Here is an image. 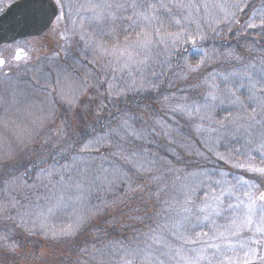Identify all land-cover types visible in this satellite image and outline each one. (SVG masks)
I'll return each mask as SVG.
<instances>
[{"label":"trees","instance_id":"trees-1","mask_svg":"<svg viewBox=\"0 0 264 264\" xmlns=\"http://www.w3.org/2000/svg\"><path fill=\"white\" fill-rule=\"evenodd\" d=\"M85 1L102 15L100 30L107 33L103 44H123L126 35L136 38V32L147 24L137 14L146 11L158 17L151 22L154 43L143 50L146 64L132 71L136 84L129 85V90L117 95L109 93L104 84L98 95L88 87L92 100L85 113L91 116L75 118L76 122L72 117L76 111L80 116L84 112V96L75 94L74 101L56 97L55 107L51 104L54 108L50 106L46 114L50 122L44 139L16 151L13 159L0 161V264H175L172 253L176 248L190 254L196 244L177 239L184 229L175 228L173 219L168 220V208L181 202L182 209L191 210L184 216L197 215L195 208L205 204L206 196L213 190L219 195L221 188L228 187L231 174L225 168L232 170L237 160L234 140L228 148L219 146L227 161L199 147L194 128L200 122L194 112L216 97L215 107L209 106L210 122H203L210 129L234 109L237 98L243 102L242 109L255 107L264 112V0L59 3L63 10L72 7L77 12ZM161 21V35L157 36L155 28ZM59 64L80 87L88 86L87 61L72 53ZM49 73L50 77L41 73V79L35 74L18 81L21 94L36 104L49 93L58 95L55 76ZM220 101L225 105H219ZM260 118L262 127L248 129L256 144L264 142V114ZM196 148L195 153H186ZM261 155L252 157L264 164ZM234 173L264 189L258 174L242 169ZM83 175L90 180L105 179L98 182L96 193L86 192L77 216L69 207L77 198L72 180ZM168 177L180 180V188L179 184L176 188L166 186ZM218 180L222 183L217 184ZM65 184L69 186L61 200L55 190ZM237 198L246 203L235 189V194L221 198L222 208L238 203ZM56 205L62 209V215L57 211L53 215L61 221L58 227L49 222L51 207ZM232 218L227 209L215 227L209 221L187 219L185 228L194 239L203 232L212 236L220 229L225 231L220 226L228 225ZM69 226L72 235H59ZM53 233L58 235L53 237ZM206 239L201 237V241Z\"/></svg>","mask_w":264,"mask_h":264},{"label":"rangeland","instance_id":"rangeland-1","mask_svg":"<svg viewBox=\"0 0 264 264\" xmlns=\"http://www.w3.org/2000/svg\"><path fill=\"white\" fill-rule=\"evenodd\" d=\"M5 1L11 2L12 0ZM105 1L111 2V0ZM55 2L57 4V0H55ZM67 2H69V0H67ZM0 3H3V0H0ZM89 5L90 2L85 1L84 4H81V7L83 8H80L76 12L72 7L63 10L61 7L62 5L59 3L57 4L59 8L58 16L55 18L54 24L48 34L36 41H24L14 44V46L10 48H4L3 50L0 49V56H6V63L0 68V89L2 88L0 90V161L11 160L16 151H21L25 146L29 148L34 144L35 140L38 142L44 139L46 129L50 122V117L48 118L46 114L55 107L57 102L56 97H59V100L61 101H66L67 99H74L75 94L84 96L83 100H81V102L85 104L83 107L84 112H81L82 114L80 116L76 111L72 117L74 120L73 122H76L77 119L84 118L85 120V118H90L91 116L90 114L85 113L87 111L86 107H88L92 100V93L88 94L87 91L88 87H90L93 92L96 90L98 95H100L103 91L101 87L105 84L109 93L113 91L117 95H122L129 90L133 84H136V80L132 77V71L141 70V68L145 66L146 62L143 59L144 52L139 51V54L135 55L132 61H127L126 57H121L119 60L116 59V55L118 54H111V50L114 46L112 44L105 45L102 43V37L104 34H107L103 30H100L103 26L102 15L98 13V8L93 9V7ZM85 7H91L90 9L92 10L88 11ZM107 17L106 19H109ZM124 44L125 42L120 44V46L123 47ZM16 46L22 48L27 53V58L18 64L12 62V49ZM72 53L77 54L80 58L87 61V65L84 66L85 70H87L85 71L87 79V83L85 84L88 85L87 87H80L77 81L71 77V74L69 75L65 67L59 64L63 59H70ZM50 71L51 73L49 74L52 77L53 75L55 76L54 82L59 88V96L49 93L43 101L37 100L39 103L36 104V102L29 101V96L25 97L26 95L24 96L21 94L22 90L17 86L19 85L17 84L18 81L22 80L27 75L31 76L35 74L41 79L43 76L41 73L47 74ZM12 87L15 88L11 89ZM73 99L71 101H74ZM216 102L217 101H213V99H209L205 101L201 109L194 112L195 119L200 122L197 123L194 128L196 137L198 136L200 140L201 145H199V147L207 152L213 151L217 154L218 158L223 156L227 161L223 152L220 151L219 146L227 145L228 148L229 145H231L229 143L230 140H234L236 146L234 152L237 158L234 163H242L245 165L252 164L256 167H264V164H260L258 160H255L252 157V154L254 153L258 155L262 154L261 158L264 159V142H257L258 144L253 142L250 137L251 131L248 130L249 128L257 129L258 127H262V120L261 118H258L262 116L264 112L261 109L258 111L255 107H252L250 110L242 109L243 102L237 100L235 101V104L233 103L234 109L230 113L224 114L222 118L219 119V122L215 123L216 127L210 129L205 127V124L210 122V117L208 116L210 114L209 106L215 107ZM219 103V105H225V102L220 101ZM51 104H53L54 107H52ZM227 104L229 103L227 102ZM203 109H205L204 112ZM203 122L206 123L203 124ZM211 122H214V120L212 119ZM244 147H247L248 150L246 151ZM192 151L195 153L197 148L187 149L186 153L188 154ZM197 155H200V151L197 152ZM233 165L234 164L231 166L232 170L225 168V170L231 174L229 185H236L235 189L241 192L247 203L248 199L244 193L249 191V188L243 183H237V178H240L241 181L244 179L236 177L234 172L235 170H240V168L233 167ZM242 171L245 170L242 169ZM104 179L105 177L101 176L90 180L89 176L83 175L82 177L72 180L74 181L73 188L77 191V198L73 200L71 199L72 201L69 202V207L73 213L80 216V204L82 203V200H86L89 192L96 193L98 182L100 180L104 182ZM260 179L264 183V178L260 177ZM166 181V186L168 185L170 188L174 186L176 188L180 180H174L168 177ZM85 183H87V186H84ZM256 185L255 188L251 189L250 194L256 199L257 205L259 206L264 204V202L257 199L259 195L264 192V189L260 188L258 184ZM68 186L69 184L61 185L55 190V193L59 194V199L62 200L65 196L63 195L64 190L65 187ZM178 186L180 188V184ZM86 192L88 193L86 194ZM48 196L49 198H52L51 195ZM210 202L215 206V202ZM180 205L181 202L178 203V206L175 205L174 207L171 206L168 208V220L173 219V225H176L178 222H183L186 227L188 220H199L203 223L207 222L203 219V214L199 211L204 204H198L195 208L197 215H194V213L191 212L188 220H185V212ZM51 209L53 213L49 222H51L50 224L52 226L58 227L61 225V221L59 218L55 219L53 215L55 211L62 215L61 206L56 205L51 207ZM235 211L240 214L237 218V223H239V218H241L245 212L244 205L241 204L240 208ZM228 213L233 216V210L230 212L228 209ZM221 216L222 214L218 217H212L215 221V226L220 223V220H222L220 219ZM258 220L259 209L257 210V216L254 217V224L245 228L239 235L232 236L228 232H225V235L228 236L229 240L235 246L234 251L227 248L223 239L209 241L210 243L221 244L222 255L217 254L213 256L212 253L216 250L210 248L207 250L208 259L201 261V264H209V260H211L212 264H216V261L224 259V256L236 260L237 264H244L245 261H247V264L264 263V232H256L255 230V222ZM220 231L222 230L220 229L216 233L218 234ZM255 241H259V243H256ZM241 243L246 245V247H241ZM200 247L201 244L198 243L195 248L199 249ZM184 252L189 256L195 255L194 252H190V254L187 251ZM172 259L175 264H184L180 257L176 256L175 252L172 253Z\"/></svg>","mask_w":264,"mask_h":264},{"label":"snow or ice","instance_id":"snow-or-ice-1","mask_svg":"<svg viewBox=\"0 0 264 264\" xmlns=\"http://www.w3.org/2000/svg\"><path fill=\"white\" fill-rule=\"evenodd\" d=\"M60 0H57V4H59ZM135 8L136 5H133ZM204 7L207 8V5L205 4ZM139 20L141 21H147V24L144 27H141L139 32H136V38L131 39L130 36H125V44L123 47L117 43L112 50L111 54L116 55V59H120L121 57H126L127 61H132L133 57L135 55L139 54V51H143L146 49H149V47L154 43L153 34L151 29V22L152 20H158V17L152 13L149 14L146 12H140L137 14ZM131 19V17H129ZM134 24L137 23V21L133 22ZM160 26L155 28V34L157 36H160V29L163 27V22H159ZM249 27H256L255 24H250ZM135 31V29H133ZM172 35V34H169ZM178 38V37H177ZM204 37H201L203 39ZM159 42H163V38L161 37V40ZM193 45L195 46V41H192ZM203 61L201 60V63ZM4 63L3 60H0V65ZM193 71H195V67L192 68ZM255 87V85H253ZM213 100L216 99L215 96L212 97ZM238 100V98H237ZM221 159H224L223 156L220 157ZM233 167L244 169L248 171L249 173L258 174L261 178H264V167H256L252 164H242V163H235ZM217 184H221V181H217ZM237 183H243L244 185H247L249 188V191L245 192L244 195L247 197L248 202L245 204L244 201L238 199V203L231 204L229 203L227 205V209L233 210V218L230 220L228 225H221L220 227L225 228V231H230V235L237 236L240 234L241 231H243L245 228H248L254 224V217L257 216V210L259 209V220L255 222V230L256 232H264V204L257 205L256 199H254L250 192L252 188H255L257 185L254 183H249L247 180L241 181L240 178H237ZM235 188L236 185H228V187L221 188L219 195H215L213 190V194L211 196H206L205 198V204L203 207L199 209L200 213L203 214V219L205 221H209L214 227H215V221L212 220L213 216H220L222 212L226 211L227 209H223L221 206L223 205L224 201L221 199L226 194L233 195L235 194ZM259 201L264 202V192H262L259 197L257 198ZM215 202V206H213V203L209 202ZM244 204L245 212L241 218H239V223H237V218L239 217V213H237L235 210L240 208V205ZM185 213H190V209L185 207L183 209ZM188 217H185V220H187ZM80 225H77L76 227H79ZM177 229H184V232H182L177 239L182 240L185 244H201V247L199 249L193 248L190 249L191 252H194V256H189L186 252L183 251L182 248H176L175 254L176 256H179L180 259L184 262V264H201V261L208 259L207 257V250L208 249H215L216 251L212 253L213 256L217 254H221V244H214L210 243L211 240H219L223 239L225 242V245L227 248L231 251L235 250V246L232 244V242L229 240L228 236L225 235V231H220L218 234L216 232L213 233L212 236H208L207 232L199 233L197 234V237L194 239L189 234H187V229L185 228V225L183 222H178L176 225H174ZM232 229H235L234 231H231ZM72 226H69L67 229H62L61 233L59 235L69 236L72 235ZM33 234L34 233H30ZM47 235V233H45ZM58 234L53 233V237H56ZM208 237V239L201 241V237ZM160 242V241H157ZM256 243H259V241H255ZM241 247H246V245L242 244ZM169 249V253L172 252L171 246H167ZM169 253H162V255H167ZM171 258V256H170ZM237 264L236 260H233L231 257L224 256V259L217 260L216 264ZM128 264H131L129 261ZM159 264H164L163 261H159ZM209 264H212L211 260H209ZM244 264H247V261L244 262Z\"/></svg>","mask_w":264,"mask_h":264},{"label":"water","instance_id":"water-1","mask_svg":"<svg viewBox=\"0 0 264 264\" xmlns=\"http://www.w3.org/2000/svg\"><path fill=\"white\" fill-rule=\"evenodd\" d=\"M57 14L58 7L53 0L15 1L0 15V46L41 37L49 30ZM26 56L23 49L16 50V60ZM3 65L4 63L0 67Z\"/></svg>","mask_w":264,"mask_h":264},{"label":"flooded vegetation","instance_id":"flooded-vegetation-1","mask_svg":"<svg viewBox=\"0 0 264 264\" xmlns=\"http://www.w3.org/2000/svg\"><path fill=\"white\" fill-rule=\"evenodd\" d=\"M15 1H17V0H12L11 2L3 0V3H0V4H1V5H0V15L6 10L7 7H9V6H10L12 3H14ZM54 21H55V20H54ZM54 21H53L51 27L53 26ZM51 27H50V29H51ZM50 29H49L45 34H43L41 37H39V38H27V39H23V40H18V41H16V42L12 43V44H4V45H1V46H0V49L3 50L4 48H10V47L14 46V44H17V43H20V42H24V41H36V40H39V39H41L43 36H45L46 34H48L49 31H50ZM18 48H20V47L16 46L15 48L12 49V50H13L12 62L15 63V64L21 63V62H23L24 59L27 58V57H26V58H22V59H19V60H16V59H15V53H16V50H17ZM5 57H6V56H5ZM5 57H4V56H0V58H2V59L4 60V64L6 63V59H5Z\"/></svg>","mask_w":264,"mask_h":264}]
</instances>
